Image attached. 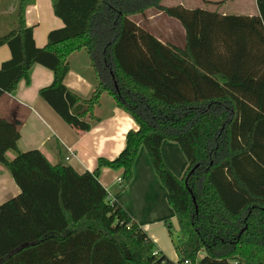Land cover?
Instances as JSON below:
<instances>
[{"label": "trees", "instance_id": "trees-1", "mask_svg": "<svg viewBox=\"0 0 264 264\" xmlns=\"http://www.w3.org/2000/svg\"><path fill=\"white\" fill-rule=\"evenodd\" d=\"M165 1L51 0L63 28L39 49L24 20L34 0H18L12 28L0 36L10 51L0 67V99L28 84L37 64L53 73L41 99L77 133L114 108L138 129L127 132L116 158H99L92 172L78 174L61 150L54 164L41 150L20 152V123L0 117V166L20 190L0 205V264H173L153 255L152 241L99 183L110 169L121 170V187L128 185L141 148L177 221L178 262L264 264V0H255L254 17ZM149 10L180 24L183 47L161 43L133 21ZM80 51L87 97L64 84ZM103 97L111 110L97 117ZM164 141L187 161L181 179L161 158Z\"/></svg>", "mask_w": 264, "mask_h": 264}, {"label": "crops", "instance_id": "crops-1", "mask_svg": "<svg viewBox=\"0 0 264 264\" xmlns=\"http://www.w3.org/2000/svg\"><path fill=\"white\" fill-rule=\"evenodd\" d=\"M202 1L216 7L223 5H216L220 2L219 0ZM248 1H250L248 7L251 8L252 14L244 17L258 16L256 1ZM17 4L18 0H13L6 5L5 10L0 12V36L12 28ZM178 5L184 7L182 3L175 4V6ZM162 16L163 14L157 11L149 10L144 17L136 16L133 19L140 17L146 21H154ZM24 20L25 26L32 28L33 40L39 49L46 46L47 35L50 31L63 28L62 21L53 14L51 0H34L33 4L26 8ZM134 22L142 27L141 19ZM158 22L157 19L154 27ZM153 36L163 44H170L165 38ZM9 59L8 47L1 46L0 67ZM69 61L71 69L65 76L64 84L68 90L81 97H87L91 91V84L77 72L87 63L84 52L80 51L71 55ZM52 81L53 73L50 70L34 64L29 71V83L20 81L11 94L0 99V117L12 123H20L17 143L19 151L41 150L46 159L54 164L58 160L57 150H61L63 160L78 174L86 171L92 172L99 158L108 160L116 158L124 148L127 132L138 129L133 119L125 112L114 108L110 117L93 125L90 131L77 133L67 126L39 95L40 90L50 86ZM110 110L108 99L103 97L94 115L102 117ZM160 153L168 169L178 179H181L187 169V161L179 146L176 143L164 141L161 144ZM121 175V170L103 169L99 176V183L107 191L108 198L116 201L143 230L154 244V250L169 261L176 262L178 257L167 227L169 226L173 233L179 232L177 221L166 201V190L157 179L144 148L139 150L133 164L131 182L124 187L116 182ZM19 194L20 190L9 171L0 166V205Z\"/></svg>", "mask_w": 264, "mask_h": 264}, {"label": "rangeland", "instance_id": "rangeland-1", "mask_svg": "<svg viewBox=\"0 0 264 264\" xmlns=\"http://www.w3.org/2000/svg\"><path fill=\"white\" fill-rule=\"evenodd\" d=\"M11 1L13 2V0H0V12H2V10H5L6 5ZM178 3H182L184 8L186 9H201V10H206L210 12H218L220 14L225 13L226 15L246 16V15L252 14L251 8L248 7L249 6L248 3H250V1L248 0H240L239 2H227L220 7L206 4L202 0H168L164 3V5L166 7H172ZM242 5H245V6H242ZM138 19L139 20L141 19L142 21L141 28H143V30H146L147 32L155 36H160L161 38H165L166 42L170 44H173L176 46L178 45L181 47L184 46V32L180 24L176 20L172 18H168L163 15L161 18H156L154 21H146L140 17L135 18V20L133 19V21H136ZM157 19L159 22L157 26L154 27V25H156ZM8 156L9 158H12L13 155L8 154ZM178 235H179L178 232L173 233L172 231H171V235H169L174 246L177 243L176 238Z\"/></svg>", "mask_w": 264, "mask_h": 264}, {"label": "built area", "instance_id": "built-area-1", "mask_svg": "<svg viewBox=\"0 0 264 264\" xmlns=\"http://www.w3.org/2000/svg\"><path fill=\"white\" fill-rule=\"evenodd\" d=\"M67 160V159H66ZM116 182L118 183V184H121V179L120 178H118L117 180H116ZM110 201H112L111 199H109ZM158 252L157 251H155L154 250V253H153V255H156ZM173 264H190L188 261H183L182 263H180V262H178V260L176 261V262H173ZM232 264H236V263H232Z\"/></svg>", "mask_w": 264, "mask_h": 264}, {"label": "water", "instance_id": "water-1", "mask_svg": "<svg viewBox=\"0 0 264 264\" xmlns=\"http://www.w3.org/2000/svg\"><path fill=\"white\" fill-rule=\"evenodd\" d=\"M193 170H194V169H192V170L190 171V173H192V172H193ZM192 200H193V202H194V199H193V198H192Z\"/></svg>", "mask_w": 264, "mask_h": 264}]
</instances>
